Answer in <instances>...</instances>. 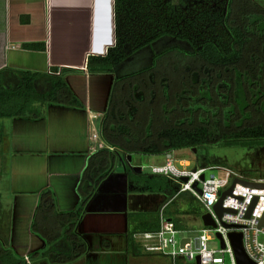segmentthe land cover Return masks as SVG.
I'll use <instances>...</instances> for the list:
<instances>
[{
  "label": "crops",
  "instance_id": "0c3cea01",
  "mask_svg": "<svg viewBox=\"0 0 264 264\" xmlns=\"http://www.w3.org/2000/svg\"><path fill=\"white\" fill-rule=\"evenodd\" d=\"M40 44L47 49L26 47ZM114 44V0H0V70L49 73L55 69L81 104H47L41 117L2 119L0 125L4 132L0 242L30 264H52L43 255L47 240L34 228L43 194L53 196L54 213L59 217L77 212L85 172L102 150L115 153L117 159L76 225L75 233L87 252L66 264H162L140 248L131 249L128 239L133 227L160 218L159 202L166 195L152 192L142 182L155 176L134 172L133 168L144 167L135 156L140 153L129 154L120 145L107 143L101 132L113 97H118L120 111L128 113V119L138 106L128 101L131 91L143 108L140 111L145 107L151 113L156 108L151 78L143 76L117 86L116 68L109 73L86 68L89 55L104 56ZM56 220L57 233H67L66 227H59L63 222ZM38 223L40 230L47 228L41 217Z\"/></svg>",
  "mask_w": 264,
  "mask_h": 264
},
{
  "label": "trees",
  "instance_id": "16d2710c",
  "mask_svg": "<svg viewBox=\"0 0 264 264\" xmlns=\"http://www.w3.org/2000/svg\"><path fill=\"white\" fill-rule=\"evenodd\" d=\"M195 1H190L193 4L190 7L186 0H114L115 44L104 56L87 57L86 68L90 72H114L129 54L163 37L176 38L190 47L175 46L158 55L154 66L135 75L118 78L117 86H124L135 77L149 76L153 85L154 105L158 106L156 101H160L161 108L158 106L159 109L151 113L147 109L140 111L143 108L136 102L134 91H131L128 101L138 106L132 109V114L129 113L132 119H128V113L120 111L118 97H113L101 127L103 139L107 143L118 144L129 154L150 156L210 145L264 147V9L255 0H244L245 4H241V0H206L197 5ZM215 4L219 6L213 7ZM26 47L31 50L47 49L41 44ZM173 54L183 55V59L188 61L183 65L187 75L179 83L183 89L176 90V93L172 92L173 85L167 74L160 82L157 81L158 71L163 68L162 65L165 66L164 63L173 62L172 66L175 65ZM194 62L200 64L199 69L192 68ZM222 73L235 76L234 86L239 100H235L234 108L229 102L222 101L226 97L218 92L232 88L227 83L231 76L223 77ZM215 78L222 80L215 87L216 96L225 108L228 106L223 114L214 112L211 107L214 102L211 85ZM199 84V97H187V94L195 92ZM186 85H190L191 89H187ZM253 86H257V90L250 89ZM249 94L251 102L247 100ZM201 100L207 101L204 106ZM185 101L189 106L187 108ZM51 103L81 106L57 70L53 69L49 73L8 68L0 70V119L41 117L45 106ZM235 108L240 111V124L232 127ZM197 114L200 122L195 125ZM147 124V129H144ZM3 137L4 132L0 129V143ZM115 159V153L108 150L99 151L93 156L80 186L82 201L75 213L59 217L54 213L53 196L49 192L43 194L34 228L46 238L47 251L43 255L52 264L70 263L87 252L83 239L75 233L76 225L100 184L111 173ZM142 182L147 183L154 193H162L170 198L178 195L177 185L164 177H153L152 181ZM194 213H197L194 209L185 212ZM38 217L46 224V229H39ZM58 218L63 222H58L59 227H66L67 233H57ZM175 224L178 229L182 228ZM159 228V218L149 225L133 227L129 232L130 248L139 250L134 240L135 234L157 231ZM0 264L28 262L17 257L0 242Z\"/></svg>",
  "mask_w": 264,
  "mask_h": 264
},
{
  "label": "built area",
  "instance_id": "2783aa9c",
  "mask_svg": "<svg viewBox=\"0 0 264 264\" xmlns=\"http://www.w3.org/2000/svg\"><path fill=\"white\" fill-rule=\"evenodd\" d=\"M163 165L151 167V175L164 177L178 187V195L190 193L202 205L203 215H210L215 226H204L199 230L196 240L184 236L175 222L160 217V228L157 231L137 233L134 240L140 250L146 254L168 259L171 264H190L199 258L201 264H238L229 235L239 233L243 236V246L248 258L255 264H264V188H253L242 182L264 184V180H250L236 175L233 171L221 167H196L190 169V163L181 167L173 154L166 153ZM211 170L224 171V174H211ZM204 176V180L201 177ZM183 179H187L184 182ZM236 179L241 180L234 185ZM198 183L199 194L193 187ZM233 187L232 193L223 195ZM256 201V202H255ZM222 202L223 211L220 217L216 206ZM254 205L249 216L250 210ZM201 216V217H202ZM263 221V224H262ZM213 234L221 243V250L210 249L208 243ZM222 241L224 247H222ZM228 256V260L225 256ZM28 264L30 260L26 259Z\"/></svg>",
  "mask_w": 264,
  "mask_h": 264
},
{
  "label": "rangeland",
  "instance_id": "374dc122",
  "mask_svg": "<svg viewBox=\"0 0 264 264\" xmlns=\"http://www.w3.org/2000/svg\"><path fill=\"white\" fill-rule=\"evenodd\" d=\"M191 0H186L187 5L190 7L193 5ZM199 2L205 3L206 0H196L195 4H199ZM255 2L264 9V0H255ZM241 4H245L244 0H241ZM219 4V3H218ZM215 4L213 7H218L219 5ZM181 46L182 48H185L186 46L189 48L190 46L182 41H179L176 38L173 37H163L154 43L133 52L131 55L129 54L126 59L116 67L117 74L122 77L131 76L139 73L140 71H143L149 67L154 66V63L157 59V56L161 53H164L167 50L172 49L173 47ZM185 50V49H184ZM175 65L172 66L173 62L164 63L162 65L163 68H160L157 74L158 82L167 74L171 81V88L172 92L176 93L175 91L183 89V87L180 86V81H182L185 76L187 75V71L184 69V63L188 62L185 59H183V55L180 54H173ZM167 58V57H166ZM183 59V60H180ZM185 60V61H184ZM163 61V59H161ZM200 64L197 62L192 63V68L199 69ZM247 65V64H245ZM172 66V67H171ZM166 67V68H165ZM243 71V67L241 68ZM164 71V72H163ZM215 75V73H214ZM223 77L231 76L228 80V85H231V89H221L218 92L221 95H225L222 101L229 102L230 105L234 108L235 106V100H239V96H237V91L234 86V74H223ZM147 76V75H146ZM203 75H200V77ZM173 79V80H172ZM177 79V80H176ZM138 80L137 77H135L134 81ZM173 81V82H172ZM221 79H216L211 85V90L213 94L214 102L211 104L212 109L214 112H219L220 114H223V110L226 108L224 105L219 102L218 97L216 96L215 87L218 84H221ZM175 85V86H174ZM187 89H191L190 85H186ZM201 86V84L198 85V87L195 89V92L193 94H187V97H196L198 98V88ZM246 86L247 83H246ZM158 88V87H157ZM250 89L257 90V86H253ZM120 88L119 92L120 93ZM173 93V94H174ZM128 97V96H127ZM174 97V95H173ZM238 97V98H237ZM247 99L248 102L252 101L251 94L248 96ZM128 100H130L128 98ZM158 106H161L160 101H156ZM201 105H205L207 101L201 100ZM185 107H189L187 104V101L184 102ZM157 105L155 106V109H159ZM158 107V108H157ZM231 107V106H230ZM161 108V107H160ZM144 109H146L144 107ZM148 109V108H147ZM236 111V116L232 118L231 120V126H235V124H240V111L238 108L234 109ZM249 112V111H248ZM146 114V113H145ZM250 116V115H249ZM255 117V116H254ZM4 120L0 119V125L3 123ZM200 122L199 115H196V121L195 125H198ZM174 159L177 161L176 165L178 167H181L182 164H184L185 161L190 162V169H194L196 167H221L224 169H228L230 171H233L236 175L250 179V180H264V147H252V148H245V147H223L221 145H210L206 146L200 149H197L196 152L194 149H181V150H175L172 152ZM137 156L143 163L142 170L144 174H150L151 175V167L154 164L163 165L165 161V155H135ZM136 157V158H137ZM135 158V159H136ZM146 159H150L149 162L146 161ZM152 159L154 162H152ZM224 174V171H216L211 170L207 172V176L211 174L221 175ZM177 188V187H176ZM178 189V188H177ZM160 217L163 216L167 218L166 216L170 217V219L174 220L177 224H179L185 232L187 231L184 236L191 238L193 240H196L200 233L199 230L203 228V223L201 220L200 214H203L204 209L202 205L197 201L190 193H182L177 195L174 198H170L168 196H165L163 198V202L160 201ZM189 209H194L197 211V213L194 214H185V212ZM160 219V218H159ZM211 237H213V240L208 243V246L210 249L214 250H221V243L219 239H217L213 234H210ZM155 261L162 262V264H166V260H163V258L156 256ZM225 258L228 260V256L226 255ZM164 261V262H163ZM168 264V263H167ZM178 264H182L181 262H178ZM190 264H195V262H192Z\"/></svg>",
  "mask_w": 264,
  "mask_h": 264
},
{
  "label": "water",
  "instance_id": "95a60500",
  "mask_svg": "<svg viewBox=\"0 0 264 264\" xmlns=\"http://www.w3.org/2000/svg\"><path fill=\"white\" fill-rule=\"evenodd\" d=\"M197 149H194V151L196 152ZM128 161L131 162L132 161V156L129 155L128 156ZM134 172L138 173V174H141L142 173V169L140 167H135L133 168ZM204 176L201 177V180H204ZM184 182H187V179H183ZM238 182H242L241 180L239 179H236L235 182H234V185ZM243 184L247 185V186H250V187H253V188H264V184H254V183H247V182H242ZM199 194H201V190L198 188V183H196L193 187ZM232 190H233V187L226 191L223 195V198L227 195V194H231L232 193ZM256 202V201H255ZM222 202L219 203V205L216 206V211L218 213V215L221 217L222 214H223V209H222V206H221ZM254 205L255 203L253 204L251 210H250V213H249V216L251 214V211L253 210L254 208ZM201 220H202V223L204 226H212L214 227L215 226V222L213 221V219L211 218L210 215H203L201 217ZM262 224H263V221H262ZM219 239H221V236H218ZM229 238H230V241H231V245L234 249V252H235V256H236V260H237V263L238 264H255L254 262H252L245 250H244V246H243V236L242 234H239V233H232L229 235ZM222 247H224V243L222 241ZM197 264H201L200 263V260L199 258L197 259Z\"/></svg>",
  "mask_w": 264,
  "mask_h": 264
}]
</instances>
